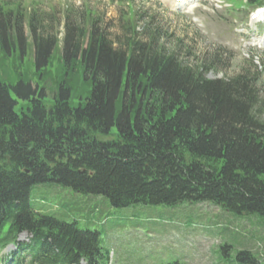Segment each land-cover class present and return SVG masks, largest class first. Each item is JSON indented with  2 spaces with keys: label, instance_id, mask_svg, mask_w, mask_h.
Returning a JSON list of instances; mask_svg holds the SVG:
<instances>
[{
  "label": "trees",
  "instance_id": "trees-1",
  "mask_svg": "<svg viewBox=\"0 0 264 264\" xmlns=\"http://www.w3.org/2000/svg\"><path fill=\"white\" fill-rule=\"evenodd\" d=\"M58 26L32 5L0 8V62L31 47L37 78L55 59L60 73L50 105L27 79H0V247L30 235L15 263L106 264L99 231L34 210L35 185L101 196L116 209L208 203L264 221V94L249 65L209 78L227 59L220 49L187 65L135 24L116 45L86 9H67L62 36ZM220 249L227 256L233 246ZM224 262L264 263L239 248Z\"/></svg>",
  "mask_w": 264,
  "mask_h": 264
},
{
  "label": "rangeland",
  "instance_id": "rangeland-1",
  "mask_svg": "<svg viewBox=\"0 0 264 264\" xmlns=\"http://www.w3.org/2000/svg\"><path fill=\"white\" fill-rule=\"evenodd\" d=\"M226 1L234 9L229 10L224 0L193 1L186 9L173 7L168 0H0V8L19 3L22 8L35 6L46 19L52 14L59 24V36L63 35L67 9L72 14L86 9L95 14L116 45L122 41L123 32L135 24L142 35L155 31L163 47L175 48L179 60L187 65L210 58L213 49L221 48L227 59H220L218 71L209 72L207 77L232 76L250 66L264 94V26L249 19L248 8L235 10L237 0ZM18 56L13 52L3 58L0 79L14 84L25 78L37 89H44L42 104H52L60 75L56 59L44 73L46 80L41 81L43 77L34 74L31 47L20 59ZM83 97L72 95L70 105L77 106ZM21 107L22 101L15 110L20 112ZM111 132H115V126ZM30 201L35 211L68 222L75 220L80 229L99 231L103 245L114 256L109 264H178L179 260L180 264H228L224 260L233 257L236 248L248 249L264 262V226L260 224L264 221L255 216L258 224L256 219L234 216L208 203L116 209L101 196H86L57 185L33 186ZM19 238L25 240L26 235ZM224 242L233 246L227 256L220 249Z\"/></svg>",
  "mask_w": 264,
  "mask_h": 264
},
{
  "label": "bare ground",
  "instance_id": "bare-ground-1",
  "mask_svg": "<svg viewBox=\"0 0 264 264\" xmlns=\"http://www.w3.org/2000/svg\"><path fill=\"white\" fill-rule=\"evenodd\" d=\"M181 1H182V0H181ZM186 1H188V0H185V2H186ZM166 2H167V1H166ZM263 16H264V13L261 14V17H263Z\"/></svg>",
  "mask_w": 264,
  "mask_h": 264
}]
</instances>
